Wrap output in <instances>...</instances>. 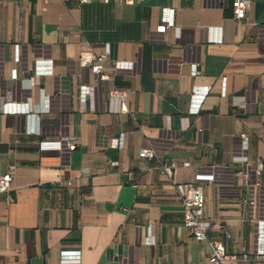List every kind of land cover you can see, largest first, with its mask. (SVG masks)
I'll list each match as a JSON object with an SVG mask.
<instances>
[{
  "label": "crops",
  "instance_id": "obj_1",
  "mask_svg": "<svg viewBox=\"0 0 264 264\" xmlns=\"http://www.w3.org/2000/svg\"><path fill=\"white\" fill-rule=\"evenodd\" d=\"M168 10L174 28L158 31ZM83 40L110 44V79L79 66ZM112 89L127 92V112ZM67 137L74 150L50 147ZM148 147L155 157H139ZM161 161L179 164L171 179ZM260 162L264 0L241 21L231 0H0V176L14 175L13 200L0 193V264H210L176 184L202 187L205 216L223 226L209 240L248 253L220 264H264Z\"/></svg>",
  "mask_w": 264,
  "mask_h": 264
},
{
  "label": "built area",
  "instance_id": "obj_2",
  "mask_svg": "<svg viewBox=\"0 0 264 264\" xmlns=\"http://www.w3.org/2000/svg\"><path fill=\"white\" fill-rule=\"evenodd\" d=\"M89 0H81V2H88ZM106 1V0H104ZM126 4L132 5L136 0H123ZM252 0H231V10L233 14V19L236 21H241L247 18V13L251 7ZM174 12L173 10H168L167 17L164 18L163 23L157 30L164 31L167 28H174ZM17 50V48H16ZM80 56H79V66L81 68H87L91 75L93 76V82H100L105 79H110L109 74L105 70V64L110 60L111 46L110 44H104L100 52H96L92 44L83 40L80 43ZM18 61V54L15 57ZM113 64L116 70L121 69L123 65H127L125 62L119 60H113ZM128 67V66H125ZM17 77L16 72L13 73V78ZM81 94L80 102L85 103L88 96L91 93L92 87L90 84L80 85ZM207 93V92H205ZM108 98L111 102H116L118 104L119 112H127L128 106L126 103L127 92L112 89L108 92ZM4 111L10 113H29L31 107L29 104H17L8 103L3 106ZM62 141L65 144L67 150H74L76 145V139L73 137L63 138L60 142H56L50 147L56 148L58 150L62 149ZM125 145L124 134L115 140L114 146L118 148H123ZM139 157L151 159L155 157L156 151L152 147L141 148L138 152ZM113 165H117L114 163ZM187 165V163H183ZM179 167V164L175 161H161L157 166V170L162 174L166 175L169 179L172 178L174 171ZM264 171V162L257 164L255 174L260 176ZM14 175L13 173H7L0 176V193L6 195L7 202L13 200L10 192L12 191ZM175 190L181 200L183 206V226L191 236L197 241L206 242L210 249L209 263L210 264H220L224 261H237L239 259L247 260L248 253L243 248L240 255L230 253L227 251L224 242L220 240H209L207 238L206 232L208 229H215L221 231L223 229L222 224L219 221L211 222L205 216V196L200 185H190V184H176ZM147 243L150 246L155 244V238L153 236L151 227L148 229ZM256 256L264 257V252H256Z\"/></svg>",
  "mask_w": 264,
  "mask_h": 264
}]
</instances>
